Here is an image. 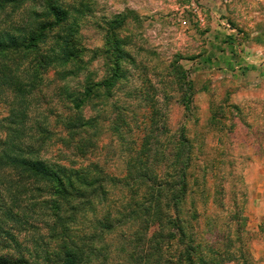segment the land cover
Returning a JSON list of instances; mask_svg holds the SVG:
<instances>
[{"label": "rangeland", "instance_id": "374dc122", "mask_svg": "<svg viewBox=\"0 0 264 264\" xmlns=\"http://www.w3.org/2000/svg\"><path fill=\"white\" fill-rule=\"evenodd\" d=\"M46 1L0 0V33L10 31L21 39L46 27L52 19ZM54 2L60 7L59 24L45 30L41 42L0 55L37 73L26 95L24 140L36 148L44 139L42 159L74 168L93 162L121 177L129 152L144 134H151V146H158L167 160L183 135L188 141L183 151L192 163L182 214L188 215L193 202L203 229L207 213L218 211L224 222L228 212L220 204H241L240 237L248 240L252 257L259 256L264 243V0ZM121 15L123 21L114 26ZM65 36L75 56L61 64L55 58ZM111 38L117 39L119 52L113 51ZM15 94L8 90L0 99V120L16 106ZM72 100H81V106L74 108ZM74 120L75 125H66ZM4 134L0 129V137ZM87 135L94 143L81 153L77 144ZM155 168L164 172L166 166L156 163ZM43 195L31 209V225L14 230L26 264H45L43 253L58 248L45 222L51 218L43 209ZM97 206L103 213L104 207ZM110 211L118 221L125 213L119 204ZM168 213L172 216V209ZM86 216L84 225L91 230L93 212ZM122 226L121 236L119 230L106 231L98 238L99 254L88 264H131L133 229L130 221ZM6 244L0 253L15 256L13 243Z\"/></svg>", "mask_w": 264, "mask_h": 264}, {"label": "trees", "instance_id": "16d2710c", "mask_svg": "<svg viewBox=\"0 0 264 264\" xmlns=\"http://www.w3.org/2000/svg\"><path fill=\"white\" fill-rule=\"evenodd\" d=\"M46 8L52 16L47 28L39 26L36 32L21 39L14 37L10 31L0 33L2 58H5V53L34 48L44 39L45 30L59 24L60 7L54 0H47ZM123 17L118 16L111 23L119 25ZM111 39L115 44L113 51L119 52L117 39ZM64 42L66 46L62 45L58 54L55 53L58 55L55 59L60 60L61 64L75 56L70 39L65 36ZM38 61L40 65L46 63L44 60ZM22 64L13 59L10 62L0 60V99L6 91L11 90L16 92V106L18 104L11 107L9 116L0 120V129L5 132L0 137V231L3 232L1 237L4 244L13 243L15 254L0 253V264H26L14 230L20 227V231L22 226L31 225L29 219L34 217L31 209L36 205L37 197L43 195L41 193H44L41 199L43 209L46 216L51 218V221L45 222L58 245L56 251L52 249L43 253L45 264L90 263L91 257L99 254L101 244L96 245L98 238L106 231L117 234L121 231V236L122 225L128 221L132 225L131 241L135 247L131 252V264H255L248 240L240 237V232L244 230L241 204L234 201L227 207L215 203L216 199L212 197L211 202L221 206V209L224 206L228 213L222 224L218 211L207 213L203 216L204 230L200 229L198 223L202 214L196 212L193 202L192 208L186 211L188 215L182 214V203L188 188L187 176L192 163L190 155L183 151L188 142L183 135L176 138L177 152L167 160L169 156L163 154L158 146H151V134H144L139 147L133 153L129 152L121 177L107 173L102 166L93 162L74 168L40 158L44 139L39 138L41 142L36 148L24 140L27 129L26 95L34 89L37 73L29 67L21 69ZM88 91L87 88L85 96ZM72 101L74 108L81 106V100ZM75 124V120L66 122L68 127ZM159 139L154 140L153 144H157ZM93 143L94 138L87 135L78 142V151L86 153ZM156 163L166 166L165 171L157 170ZM115 203L125 209L120 221L111 216L110 210ZM98 204L104 207L101 214H98ZM171 209L172 216L168 213ZM232 209L234 216L230 217ZM47 210L52 213L47 214ZM88 211L93 212L91 230L90 226L84 225ZM230 221L234 224L231 225ZM234 243H237L236 247ZM4 244L0 249L10 245ZM48 256H54V260H49ZM100 264H103L102 260Z\"/></svg>", "mask_w": 264, "mask_h": 264}, {"label": "crops", "instance_id": "0c3cea01", "mask_svg": "<svg viewBox=\"0 0 264 264\" xmlns=\"http://www.w3.org/2000/svg\"><path fill=\"white\" fill-rule=\"evenodd\" d=\"M261 225H260V228H259V230L261 229ZM261 249H262V252L259 254V256H254L253 255V257H254V259H255V261H257L259 258H262V260L261 261H258L259 262V264H264V243L263 244H261ZM260 255H262V257L260 256Z\"/></svg>", "mask_w": 264, "mask_h": 264}]
</instances>
